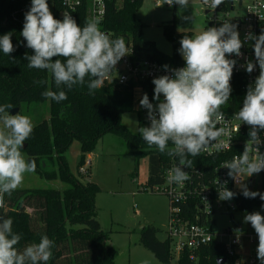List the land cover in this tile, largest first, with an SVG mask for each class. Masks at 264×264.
Returning a JSON list of instances; mask_svg holds the SVG:
<instances>
[{"label": "clouds", "instance_id": "obj_1", "mask_svg": "<svg viewBox=\"0 0 264 264\" xmlns=\"http://www.w3.org/2000/svg\"><path fill=\"white\" fill-rule=\"evenodd\" d=\"M165 3L186 9L190 0H165ZM204 3L216 9L223 0H204ZM21 36L34 53L25 54L27 66L51 73L58 89L45 90L42 95L57 103L67 99L64 87L71 90L74 86L86 85L89 94H95L117 63L129 53L124 37L113 38L103 31L99 19H89L83 26L67 13L62 20L57 19L48 0H31ZM247 41H254L256 63L246 61L244 67L250 74L258 65L259 75L249 85L235 119L250 127L249 139L243 153L225 161L221 167L228 169V178L245 198L259 197L264 201V193L251 191L245 183L247 178L264 171V153L260 152L264 144L260 137V132L264 131V31L258 36L248 32L242 41L238 26L230 21L191 37L184 36L179 52L185 67L169 69L164 65L172 74L152 80L153 99L158 103L150 102L146 93L139 101L150 121V126L138 129L142 139L149 148L154 146L160 153L178 159V164L168 172L169 183L182 185L189 180L191 177L185 169L193 165L190 157L218 143L225 134V128L217 125L225 120L221 108L230 99L231 79L237 63L228 57H241V48ZM0 50L6 56L15 51L11 33L0 37ZM10 109H13L11 104L0 105V205L3 195H11L22 185L25 174L35 172L37 167L35 160H27L22 154L25 141L33 132V122L27 115L10 114ZM236 130L239 131V127ZM216 182L220 200L230 201L236 197L237 193L228 189L227 180L217 179ZM244 222L250 223L257 234V259L264 264V215L260 212L246 214ZM13 223L10 217H0V264H47L53 256L54 241L44 234L38 242L21 249L18 245L22 236L14 231Z\"/></svg>", "mask_w": 264, "mask_h": 264}, {"label": "trees", "instance_id": "obj_2", "mask_svg": "<svg viewBox=\"0 0 264 264\" xmlns=\"http://www.w3.org/2000/svg\"><path fill=\"white\" fill-rule=\"evenodd\" d=\"M48 4L58 19L59 0H48ZM140 6V0H125L118 7L109 4L104 29L132 44V61L180 63L178 50L181 44L178 39L186 35L191 37V34L176 32L172 23L163 25V34L171 41L173 51L170 55L162 53L152 41L142 38L143 24L136 17ZM30 7L31 0H0V37L11 33L15 48L10 56L0 50V105L11 104L19 109L18 113L24 111L34 119L33 132L25 141L22 152L27 160L36 161V175L47 181L57 180L63 187L18 188L11 195L4 194L0 217L13 219L14 231L22 236L18 245L21 249L38 242L41 235H48L54 241V248L47 264H114L115 252L107 244L108 234L102 230L97 219L95 194L99 188L94 182H81L75 178L69 171L65 154L72 141L78 140L80 168L100 138L107 133L119 135L125 140L136 166L140 157H148L149 183L155 181L153 175L168 156L154 146L149 148L139 132L132 133L121 123L124 113L134 111L132 88L135 82L124 86L115 82L104 84L92 95L86 85L74 86L71 90L64 87L67 99L60 103L42 95L45 90L58 89L51 73L29 68L28 61L24 59L26 53L34 54L21 36L25 13ZM144 85L153 103L150 84L145 82ZM137 113L141 115L140 111ZM260 193H264V179L261 180ZM236 201L241 209L250 212L255 207L264 209V201L259 197L248 199L239 194ZM139 243L161 262L169 263L172 259L169 241L158 240L153 226L140 228ZM220 258H225V254L215 242L196 252L197 264H217ZM173 264L193 263L184 251ZM225 264L235 263L233 259H227Z\"/></svg>", "mask_w": 264, "mask_h": 264}, {"label": "built area", "instance_id": "obj_3", "mask_svg": "<svg viewBox=\"0 0 264 264\" xmlns=\"http://www.w3.org/2000/svg\"><path fill=\"white\" fill-rule=\"evenodd\" d=\"M125 0H59L60 9L58 19H63V14L67 13L83 26L89 19L97 18L101 21L103 31L114 35L112 31L104 29L106 11L109 4L113 3L117 7L122 6ZM136 1V0H130ZM141 4L143 0H140ZM163 4L169 6L165 0H157L155 5ZM204 4V14L207 17L209 27H219L223 22L230 21L238 26L240 38L243 41L246 33L252 32L259 35L264 31V0H223V3L216 9H211L208 4ZM181 41V39H178ZM126 43V42H125ZM254 41H247L241 48L242 56H230L229 59L237 61L233 69L231 79V96L229 101L222 106L225 120L217 127L225 128V134L220 137L218 143L210 145L193 160L191 168L185 169L191 177L182 185L168 182L169 170L178 164L177 158H166L160 163L159 171L153 175L154 182H148V175L140 190H146L155 194H162L168 200V219L165 229V239L170 243L172 255H180L187 252L189 259L193 263L196 259V252L212 243L222 247L227 259H233L235 264H260L257 259L258 237L256 232H250L242 224H238L233 219V213L238 212L242 221L250 211L241 209L236 197L241 193L234 181L227 176L228 169L221 167L225 161H230L234 156L240 155L244 151L245 143L249 139L250 127L235 119V114L243 106L248 87L253 84L259 75V67L252 73H248L244 67L246 61L256 63L253 45ZM129 53L124 56L115 66L111 76L105 84L115 82L118 85H127L129 82L136 84L132 88L133 105L139 107L138 111L147 119V110L140 106V99L145 92V82L150 84L149 92L154 96V84L152 80L162 75H171L170 71L164 69L168 65L169 69L185 67V61L178 50L180 63L162 64L150 60L132 61L130 56L133 52L132 44L126 43ZM161 99L163 97L161 96ZM153 101V104H157ZM148 126L150 121L147 119ZM239 127V131H237ZM260 137L264 140V131L260 132ZM260 152L264 153V144L260 146ZM200 160V162H198ZM84 165L80 166V172L86 174L90 159L84 160ZM217 179L223 182L227 180L229 190L237 193L236 197L230 201H222L218 198ZM264 179V171L247 178L245 183L252 185L257 180L261 187V180ZM2 205H0L1 207ZM227 214L230 216V224L221 232L213 230L216 223L215 217ZM250 225V223H246Z\"/></svg>", "mask_w": 264, "mask_h": 264}, {"label": "rangeland", "instance_id": "obj_4", "mask_svg": "<svg viewBox=\"0 0 264 264\" xmlns=\"http://www.w3.org/2000/svg\"><path fill=\"white\" fill-rule=\"evenodd\" d=\"M156 1L143 0L136 11V17L143 24V40L152 41L162 53L170 55L173 51L171 41L163 34V25L172 23L176 32H189L191 36L209 28L204 14V0H190L186 9H181L179 5H155ZM185 17L190 19L186 20ZM133 108L134 111L122 115L121 123L130 132L138 133V129L147 127L148 122L145 116H138L137 105H133ZM19 113L29 116L24 111ZM29 117L34 123V119ZM87 157L90 159L88 173L82 174L78 168L79 141L73 140L65 154L70 173L81 182H94L99 188L95 194L97 219L102 230L108 234L107 244L115 252L114 264H143L144 261L148 264H173L176 255H172L169 263H164L139 243L140 227L147 225L156 228L158 240H164L168 219L167 198L162 194L140 190L148 175V157H140L136 166L123 137L111 133L100 138L85 159ZM62 187L59 181H47L32 172L25 174L19 189ZM248 187L251 191L260 192L257 180ZM253 212L264 215V209L259 207L253 208L250 213ZM233 219L248 231L255 232L251 224L242 221L240 213L234 212ZM215 220V232H221L230 224V216L227 214L218 215ZM193 264H197L196 259Z\"/></svg>", "mask_w": 264, "mask_h": 264}, {"label": "water", "instance_id": "obj_5", "mask_svg": "<svg viewBox=\"0 0 264 264\" xmlns=\"http://www.w3.org/2000/svg\"><path fill=\"white\" fill-rule=\"evenodd\" d=\"M18 111H19L18 108H13V109L10 110V114H17ZM24 148H25V145H24ZM24 148H23V149H24ZM23 149H22V150H23ZM140 228H141V227H140ZM225 261H226L225 258H220V259L217 260V264H225Z\"/></svg>", "mask_w": 264, "mask_h": 264}]
</instances>
